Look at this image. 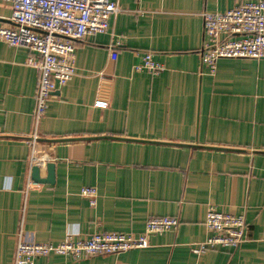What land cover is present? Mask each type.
<instances>
[{"label": "crops", "instance_id": "0c3cea01", "mask_svg": "<svg viewBox=\"0 0 264 264\" xmlns=\"http://www.w3.org/2000/svg\"><path fill=\"white\" fill-rule=\"evenodd\" d=\"M245 1L119 0L107 32L76 42V75L38 123L39 57L0 41V264H13L20 239L139 235L153 216L180 225L142 249L37 264H264V57L220 59L215 73L201 61L202 13ZM11 13L0 0V23ZM148 51L158 74L135 69ZM32 156L43 178L55 164L53 184L32 179ZM83 187L97 189L95 205ZM211 204L244 215L249 233L197 254Z\"/></svg>", "mask_w": 264, "mask_h": 264}, {"label": "built area", "instance_id": "2783aa9c", "mask_svg": "<svg viewBox=\"0 0 264 264\" xmlns=\"http://www.w3.org/2000/svg\"><path fill=\"white\" fill-rule=\"evenodd\" d=\"M3 1L10 3L12 13L10 24L0 23V41L10 46L27 47L39 57L29 60L39 72L34 112L38 123L47 113L53 92L76 75V42L107 32L110 19L122 8L119 0ZM202 16L206 38L201 48V61L211 73H215L220 59L264 57V0H247L225 11H204ZM135 69L158 74L164 66L148 51ZM96 105L104 106L105 103L98 101ZM32 162L36 165L33 156ZM81 195L88 198L91 205L97 203L95 187H83ZM179 225L178 217L153 216L146 221L145 229L139 235L101 231L78 236L69 232L59 243L20 239L13 264H37V258L51 254L80 259L142 249L150 245L152 234H163ZM205 225L208 235L194 246L193 251L197 254L207 249L237 248L246 241L249 233L244 215L222 212L212 204L207 208Z\"/></svg>", "mask_w": 264, "mask_h": 264}, {"label": "water", "instance_id": "95a60500", "mask_svg": "<svg viewBox=\"0 0 264 264\" xmlns=\"http://www.w3.org/2000/svg\"><path fill=\"white\" fill-rule=\"evenodd\" d=\"M65 140H70V139H64ZM47 177L43 178L41 177V171H40V167L38 165H34L32 168V179L35 182H39V183H51L53 184L55 182V164L48 162L47 165Z\"/></svg>", "mask_w": 264, "mask_h": 264}]
</instances>
